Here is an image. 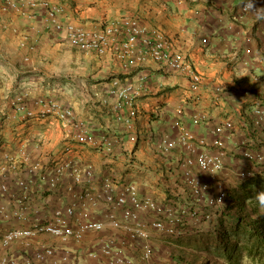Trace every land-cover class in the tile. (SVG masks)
<instances>
[{"label":"crops","instance_id":"1","mask_svg":"<svg viewBox=\"0 0 264 264\" xmlns=\"http://www.w3.org/2000/svg\"><path fill=\"white\" fill-rule=\"evenodd\" d=\"M52 1L62 7L64 22L85 29H102L113 21L137 17L148 29L161 30L171 39L173 49L202 74L199 97L191 96L186 76L161 68L153 61L123 70L113 54L98 57L72 47L64 34L47 26L42 11L23 16L13 12L4 14L0 10V104L7 106L18 93H25L29 98L27 105L32 108L35 98L51 96L71 108L93 134L111 140L112 150H115L113 159H109L96 148L80 146L67 136L60 122L51 118L24 122L4 118L0 125V154L2 150H17L22 141L34 159L46 162L54 151L64 150L69 145L75 151V158L93 164L97 179L95 191L102 177L122 176L124 181L138 183L142 195H150L173 209L196 207L178 169L182 154L174 152L164 158L157 153L153 140L163 135L177 136L176 120L196 134L210 137V131L217 123L233 118L236 129L233 137L226 141V164L234 175L244 169L255 170L254 165L240 159L238 141L252 143L255 139L241 127L240 117L250 113L253 95L264 100V66L256 64L264 58V43L257 35L258 30L253 31L258 16L234 19L243 0ZM259 6L262 8L261 2ZM203 39L207 41L204 43ZM247 49L251 55L246 54ZM245 61L252 65L246 67ZM115 79L134 85L144 79L152 87L137 103L140 140L134 149L111 111L115 99L109 92ZM215 86L225 89V93L215 95ZM196 112L208 113V123L194 126L191 116ZM140 117L144 119L142 122ZM127 150H138L130 157L137 154L134 164L149 168V174L144 169L139 171V165H128L130 160L124 153ZM137 171L140 173L136 174ZM161 183L173 196L169 201ZM59 197L50 194L45 201L54 205L60 202ZM105 210V205L99 201L96 216L101 218ZM191 221L187 224L189 228ZM104 234L116 235L118 247L125 256L133 263L141 264L139 251L123 231L107 228ZM97 237V234H89L81 246L72 248L84 258V264H107L103 258L89 260L84 254ZM182 238L175 241L152 234L154 264H186L184 255L189 254L191 248L188 240Z\"/></svg>","mask_w":264,"mask_h":264},{"label":"built area","instance_id":"2","mask_svg":"<svg viewBox=\"0 0 264 264\" xmlns=\"http://www.w3.org/2000/svg\"><path fill=\"white\" fill-rule=\"evenodd\" d=\"M0 10L4 14L13 12L23 16L42 11L47 26L64 34L72 47L98 57L113 54L123 70L153 61L161 68L186 76L191 96L199 97L202 74L173 49L171 39L164 32L148 29L137 17L123 18L102 29L89 30L64 22L62 7L52 0H0ZM248 15L262 17L257 35L264 43V10L257 0H243L234 19ZM206 41L203 39L204 43ZM246 54L251 55L250 49ZM244 64L246 67L252 65L247 61ZM256 64L264 66V58ZM151 89L144 79L138 85L115 79L109 92L115 99L111 111L128 135L132 149L140 140L137 103L143 93ZM214 91L215 95L225 93L220 86H215ZM28 99V94L21 93L7 106L0 104V125L4 118L13 122L51 118L62 124L67 136L76 144L96 148L113 159L115 150H112L111 140L93 134L71 108L47 96L32 100L31 108L27 105ZM104 103L108 104L107 101ZM245 116H249V122L242 117L245 120H242V128L255 139L252 143L238 141V154L244 162L264 165V103L255 99L253 108ZM209 119L206 112L191 116L194 126L207 124ZM174 127L178 130L177 136L163 135L155 138L153 143L157 153L164 158L174 152L182 154L178 169L196 207L173 209L150 195H142L134 180L124 181L112 175L102 177L95 191L97 179L93 164L75 158V151L69 145L64 150L54 151L46 162L34 159L22 141L17 150H2L0 264H84V258L72 248L81 246L92 233L98 237L84 252L89 260L103 258L107 264H135L118 247L116 235L104 234L107 228L126 234L128 241L139 251L141 264H154L151 235L156 233L175 240L186 233L184 226L189 220L198 221L201 215L209 218L208 212L225 202L229 182L226 183V176L234 173L226 164V141L233 137L236 129L233 118L217 123L210 131V137L196 134L179 120L174 121ZM134 152L127 150L129 156ZM254 174V170L244 169L235 176L246 180ZM54 193L60 196V202L47 204L45 199ZM99 201L106 207L101 218L96 216Z\"/></svg>","mask_w":264,"mask_h":264},{"label":"trees","instance_id":"3","mask_svg":"<svg viewBox=\"0 0 264 264\" xmlns=\"http://www.w3.org/2000/svg\"><path fill=\"white\" fill-rule=\"evenodd\" d=\"M256 19L253 27L255 32L258 30L257 26L260 25L262 17ZM251 98L253 100V104L250 105L251 109L255 104V99L264 103V100L256 95ZM243 115L242 117L249 122V116ZM242 117H240L241 121L244 120ZM124 153H126V159L130 160L128 165L133 167L139 165V171L144 169L147 174L150 173L149 168H145L142 164H134V156L130 157L127 151ZM254 167L253 177L246 180L235 178L233 185H229L226 181L228 196L221 206L208 212L210 213L209 218L201 215L198 221L191 222V228L189 225L184 226L187 228L182 237L188 240L191 251L203 252L208 257L206 263L217 260L220 264H264V214H261L254 198L258 191L264 190V165ZM139 171L135 173H140ZM120 179L124 180L122 176ZM161 186L167 191L166 200L169 201L173 196L169 195L170 191L165 188V185L161 183ZM230 193H232V198Z\"/></svg>","mask_w":264,"mask_h":264},{"label":"rangeland","instance_id":"4","mask_svg":"<svg viewBox=\"0 0 264 264\" xmlns=\"http://www.w3.org/2000/svg\"><path fill=\"white\" fill-rule=\"evenodd\" d=\"M259 2H261L262 10H264V0H258V3ZM18 94H21V93H18ZM47 97H49L51 99H54L51 96H47ZM139 120H141V122H142L144 119H143V117H140ZM136 151H138V150H136ZM136 155H134V156L136 157ZM235 178H236V176L234 174L228 175V176H226V181L231 182L232 185H233L235 183ZM229 182H228V184L231 185V183H229ZM230 197L232 198V193H230ZM184 256H185L184 257L185 258L184 261H185L186 264H193V263H196V261L199 262L198 264H220V262L217 261V260L208 261V263H206L208 257H206V255L203 252H200V251H197V250H193L189 254H186ZM209 258H210V256H209Z\"/></svg>","mask_w":264,"mask_h":264},{"label":"clouds","instance_id":"5","mask_svg":"<svg viewBox=\"0 0 264 264\" xmlns=\"http://www.w3.org/2000/svg\"><path fill=\"white\" fill-rule=\"evenodd\" d=\"M254 198L259 206L261 214H264V190L258 191Z\"/></svg>","mask_w":264,"mask_h":264}]
</instances>
